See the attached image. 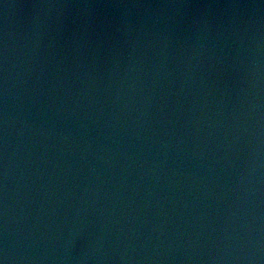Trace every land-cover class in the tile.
Segmentation results:
<instances>
[{
    "label": "water",
    "instance_id": "1",
    "mask_svg": "<svg viewBox=\"0 0 264 264\" xmlns=\"http://www.w3.org/2000/svg\"><path fill=\"white\" fill-rule=\"evenodd\" d=\"M0 264H209L160 0H0Z\"/></svg>",
    "mask_w": 264,
    "mask_h": 264
}]
</instances>
